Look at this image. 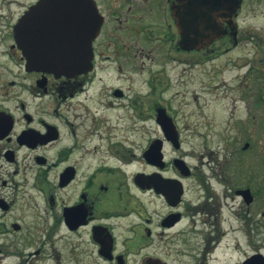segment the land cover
<instances>
[{
    "label": "flooded vegetation",
    "instance_id": "1",
    "mask_svg": "<svg viewBox=\"0 0 264 264\" xmlns=\"http://www.w3.org/2000/svg\"><path fill=\"white\" fill-rule=\"evenodd\" d=\"M74 2L0 0V264H264V0H88L101 18L91 68H27L24 15L32 47L68 43L83 33ZM196 67L232 104L198 134L223 153L193 163L157 92ZM130 113L158 135L136 137Z\"/></svg>",
    "mask_w": 264,
    "mask_h": 264
},
{
    "label": "rangeland",
    "instance_id": "2",
    "mask_svg": "<svg viewBox=\"0 0 264 264\" xmlns=\"http://www.w3.org/2000/svg\"><path fill=\"white\" fill-rule=\"evenodd\" d=\"M162 64L163 60L158 59L154 64L148 63L147 69L148 71L156 70L160 68L159 66ZM148 73L149 72H147V74ZM162 77L166 78L168 82L171 81V85L167 90L157 92V94L159 96L162 95L161 103L169 104V106L175 107L178 111L176 120L180 126V137L183 140L184 152L188 153L189 151H193L195 155L194 159L188 158V160L197 163L201 156H204L203 159H206L205 155L210 152H216L220 157L223 151L218 147V134H210L208 140L205 138V140H203V138L198 135L200 132L204 135L205 129L200 127L203 123L211 119L215 121L223 119L224 116H227L224 109L227 108V105L229 107V104H232L231 101H228V98L224 97V87L220 86L218 78L206 76V70L197 67L188 70L182 80L179 77V81L173 80L172 74H169L168 77ZM149 115L150 114L146 115L147 118L144 122L140 118H135L132 113H130L131 122L135 124V126H138V131L135 133L136 137L139 136V138H141L143 132H145V136L148 140L158 135V126ZM257 122L258 128L254 132L256 133L254 134V141L259 150V158H264V116H257L256 123ZM244 139L247 138L243 137V140ZM202 142L205 143V146L207 145V148L201 146ZM167 155H171V152ZM258 203L261 205L264 204L260 199H258ZM262 210H264V207ZM260 212L258 213V218H261ZM32 214H35V212H32ZM32 214H30V216ZM256 233L259 240L258 244L261 245L264 243V228L255 230L253 235L255 236ZM243 243H245V240ZM246 250L247 246L243 245L242 251L245 252ZM230 252L231 251H226V253Z\"/></svg>",
    "mask_w": 264,
    "mask_h": 264
},
{
    "label": "water",
    "instance_id": "3",
    "mask_svg": "<svg viewBox=\"0 0 264 264\" xmlns=\"http://www.w3.org/2000/svg\"><path fill=\"white\" fill-rule=\"evenodd\" d=\"M44 1L46 4H50L51 0ZM87 1L77 0V3L74 2L72 4V7L76 9L78 23L80 22L78 17L82 16L83 33L75 35V38L68 37V43L64 42L60 36L56 37L49 34L45 35V43L42 40V47H38V43L32 47L29 37V13L27 12L24 15L15 37L27 68L62 74L71 71L74 73H85L91 68V41L98 34L101 18H99L95 10L89 9V2ZM69 4L71 3L66 5L68 6ZM80 7L83 8L81 13L78 12ZM35 38L36 40L38 39V34H35ZM160 122L164 133L172 140L173 128L171 119L164 116L161 117Z\"/></svg>",
    "mask_w": 264,
    "mask_h": 264
}]
</instances>
